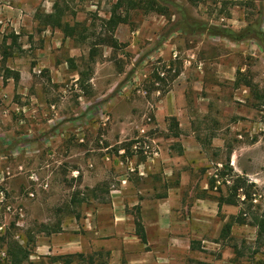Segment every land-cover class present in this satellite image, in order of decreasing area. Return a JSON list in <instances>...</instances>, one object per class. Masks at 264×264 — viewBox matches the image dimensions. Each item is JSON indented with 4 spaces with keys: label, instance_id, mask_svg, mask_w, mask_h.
<instances>
[{
    "label": "rangeland",
    "instance_id": "374dc122",
    "mask_svg": "<svg viewBox=\"0 0 264 264\" xmlns=\"http://www.w3.org/2000/svg\"><path fill=\"white\" fill-rule=\"evenodd\" d=\"M172 1L180 10L167 16L131 12L128 22L113 33L116 45L109 47L97 43L105 35L104 22L116 0H0V264L14 243L28 252L23 264H40L39 259H29L40 237L60 224L69 225L76 215L82 219L89 206L104 204V194L118 187L115 178H138L137 164L148 157L144 143L154 146L152 138L160 136L157 103L166 95L169 74L159 80L157 70H168L154 53L167 36L184 31L188 42L196 43L192 35L214 33L210 27L222 17L234 18L250 22L249 30L264 50V0ZM56 4L64 11V22L78 24V33L86 39L79 37L76 43L42 25L41 16ZM205 40L207 53L214 55L210 39ZM90 48L95 50L91 61ZM255 60L246 61L254 67L252 79L259 86L252 103L253 117L259 119L264 118L259 100L264 77ZM78 72L89 73V79L86 75L78 81ZM260 121L253 137L239 141L227 134L224 139L229 148L235 140L256 142V152L249 154L253 161L245 164L263 181L264 120ZM167 123L174 131L176 122ZM218 125L231 132L229 122ZM143 129L145 134L140 133ZM216 157L214 161L224 160V154ZM222 174L229 176V169ZM262 181L250 190L251 197L261 199L241 209L249 203L264 207ZM244 192L245 188L238 194ZM86 195L101 201H87ZM252 235L256 239L253 231L237 229L224 240L240 243ZM255 247L264 255V245Z\"/></svg>",
    "mask_w": 264,
    "mask_h": 264
},
{
    "label": "crops",
    "instance_id": "0c3cea01",
    "mask_svg": "<svg viewBox=\"0 0 264 264\" xmlns=\"http://www.w3.org/2000/svg\"><path fill=\"white\" fill-rule=\"evenodd\" d=\"M249 26L245 20L224 17L213 24L234 33ZM197 34L192 35L196 39L193 43L184 31L172 32L154 53L155 59L166 64L169 84L157 103L156 117L162 131L152 138L155 145L145 153L147 159L137 164L138 178H115L118 187L104 194V204L89 206L82 219L76 215L69 225L60 224L50 235L40 237L31 261L264 264V255L255 250L254 235L240 243L221 237L224 224L239 213L241 203L219 207L217 202L225 195L220 190L227 193L239 177L246 178L248 184L262 181L245 164L253 161L249 154L256 152V142L235 140L236 145L229 148L224 135L239 141L253 137L254 127L264 120L253 117L256 104L252 103L257 101L259 86L252 79L254 67L246 61L258 60L260 76L264 77V50L256 36L234 40L223 32ZM206 38L214 55L207 53ZM259 100L264 109V91ZM169 120L176 122L174 131ZM221 121L229 122L231 132L216 126ZM223 154V161H214ZM225 169H229V176H223ZM107 179L110 184L113 178ZM86 197L87 201H101L95 195ZM243 197L237 195L240 202ZM237 229L256 233L250 225L233 224L228 237Z\"/></svg>",
    "mask_w": 264,
    "mask_h": 264
},
{
    "label": "trees",
    "instance_id": "16d2710c",
    "mask_svg": "<svg viewBox=\"0 0 264 264\" xmlns=\"http://www.w3.org/2000/svg\"><path fill=\"white\" fill-rule=\"evenodd\" d=\"M173 9L180 10V7L173 2L172 0H116L113 4L108 19L104 22L105 25V35L102 38H99L100 45H106L109 47H114L116 45V39L113 37V33L115 29L121 25L126 24L129 19V14L135 11H141L143 13H155L161 16L169 15V11ZM64 11L59 8L56 4L53 6V10L50 14H43L41 16L42 25L45 28H49L51 30H60L65 38H70L74 42H77V38L81 37L82 40L86 39L81 36L79 31V25H69L64 22ZM211 31L214 33H225L229 38L234 40H242L246 37L256 36L252 34L253 30H249V28L239 32L234 33L231 31H221L218 28L210 27ZM217 31V32H216ZM219 31V32H218ZM78 35V37L76 36ZM95 56V50L90 48L88 58L89 60H93ZM86 79H89V73L85 74L84 72H78L79 79L78 81L86 76ZM15 81H17L18 76H15ZM77 81V82H78ZM246 180L244 178H237L233 185L228 189L227 193L224 196H219L217 199L219 207L222 204L238 206L239 203L244 205L246 202H250L252 197L250 196V190L254 186V184H249L246 186ZM245 188L244 192V201L240 202L237 198L239 190ZM264 203V197H263ZM246 209H241L236 216H232L228 222H226L221 231L222 239L226 238L230 234V229L233 224L237 225H250L256 228V239L255 244L264 245V207L261 206H253L249 203ZM254 207V208H253ZM252 209H256L251 211ZM247 218L250 219V222H247ZM28 252L25 248L18 244L14 243L12 248L6 251V259L3 261L4 264H23L24 257H27ZM70 257V256H66Z\"/></svg>",
    "mask_w": 264,
    "mask_h": 264
},
{
    "label": "built area",
    "instance_id": "2783aa9c",
    "mask_svg": "<svg viewBox=\"0 0 264 264\" xmlns=\"http://www.w3.org/2000/svg\"><path fill=\"white\" fill-rule=\"evenodd\" d=\"M157 75L160 78L159 80H161V79L165 78L166 72L163 71V70H159L158 69L157 70ZM156 85H159V83H156ZM140 133L141 134H145V131L141 130ZM133 149L136 150V151L139 150L137 144L133 146ZM149 150H150V146L148 144L144 143V145H143L144 154L147 153ZM260 197L261 196H259V195L258 196L257 195H253L251 202L252 203H257L261 199ZM244 199H245V197L242 198L243 201H244Z\"/></svg>",
    "mask_w": 264,
    "mask_h": 264
}]
</instances>
